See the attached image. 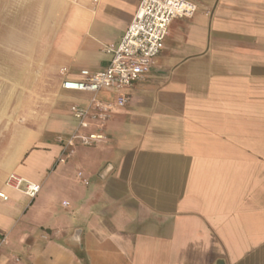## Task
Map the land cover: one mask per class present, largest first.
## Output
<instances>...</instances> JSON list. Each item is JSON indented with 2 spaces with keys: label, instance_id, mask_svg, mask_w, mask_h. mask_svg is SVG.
I'll use <instances>...</instances> for the list:
<instances>
[{
  "label": "crops",
  "instance_id": "1",
  "mask_svg": "<svg viewBox=\"0 0 264 264\" xmlns=\"http://www.w3.org/2000/svg\"><path fill=\"white\" fill-rule=\"evenodd\" d=\"M140 1L58 0L52 120L0 160V264H264V0H186L198 11L172 22L107 142L59 162L91 97L64 81L107 69Z\"/></svg>",
  "mask_w": 264,
  "mask_h": 264
},
{
  "label": "built area",
  "instance_id": "2",
  "mask_svg": "<svg viewBox=\"0 0 264 264\" xmlns=\"http://www.w3.org/2000/svg\"><path fill=\"white\" fill-rule=\"evenodd\" d=\"M92 2L99 4L101 0ZM197 11L198 6L186 0H141L121 41L104 48V52L111 56L107 69L98 73L84 70L80 72V78H67L64 81L63 90L89 93L91 97L85 106L73 105L70 108L75 128L69 137L58 138L63 146L60 163L72 157L78 146L94 148L107 142L104 130L109 120L115 112L127 106L130 100L127 91L151 73L164 49L172 22L177 18H191ZM61 73L67 75L68 71L63 69ZM104 92L112 94L113 100H103L101 94ZM92 130L97 133H92ZM79 177L82 178V173H79ZM83 183L89 184L87 180H83ZM6 187L26 195L32 201L41 191L40 185L17 174L7 177ZM0 198L8 200L4 193H0Z\"/></svg>",
  "mask_w": 264,
  "mask_h": 264
},
{
  "label": "rangeland",
  "instance_id": "3",
  "mask_svg": "<svg viewBox=\"0 0 264 264\" xmlns=\"http://www.w3.org/2000/svg\"><path fill=\"white\" fill-rule=\"evenodd\" d=\"M61 3L0 0V160L22 130L52 120L53 34Z\"/></svg>",
  "mask_w": 264,
  "mask_h": 264
},
{
  "label": "water",
  "instance_id": "4",
  "mask_svg": "<svg viewBox=\"0 0 264 264\" xmlns=\"http://www.w3.org/2000/svg\"><path fill=\"white\" fill-rule=\"evenodd\" d=\"M111 169H112V166H109L106 170H105V172H104V174L102 175V177L104 178L110 171H111Z\"/></svg>",
  "mask_w": 264,
  "mask_h": 264
}]
</instances>
